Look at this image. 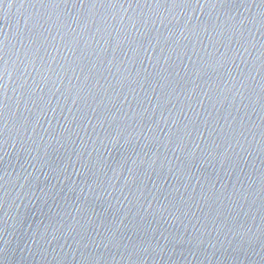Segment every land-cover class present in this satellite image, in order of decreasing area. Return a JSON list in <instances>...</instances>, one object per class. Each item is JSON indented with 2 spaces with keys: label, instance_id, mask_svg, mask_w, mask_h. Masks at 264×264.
I'll return each mask as SVG.
<instances>
[{
  "label": "water",
  "instance_id": "1",
  "mask_svg": "<svg viewBox=\"0 0 264 264\" xmlns=\"http://www.w3.org/2000/svg\"><path fill=\"white\" fill-rule=\"evenodd\" d=\"M0 264H264V0H0Z\"/></svg>",
  "mask_w": 264,
  "mask_h": 264
}]
</instances>
